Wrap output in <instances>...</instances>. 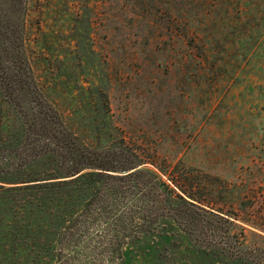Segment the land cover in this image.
I'll list each match as a JSON object with an SVG mask.
<instances>
[{
	"label": "rangeland",
	"instance_id": "obj_1",
	"mask_svg": "<svg viewBox=\"0 0 264 264\" xmlns=\"http://www.w3.org/2000/svg\"><path fill=\"white\" fill-rule=\"evenodd\" d=\"M13 1L44 96L71 128L91 144L129 145L200 202L185 206V240L160 217L157 237L175 240L125 264H264V0ZM59 254L49 264L122 263Z\"/></svg>",
	"mask_w": 264,
	"mask_h": 264
},
{
	"label": "trees",
	"instance_id": "obj_2",
	"mask_svg": "<svg viewBox=\"0 0 264 264\" xmlns=\"http://www.w3.org/2000/svg\"><path fill=\"white\" fill-rule=\"evenodd\" d=\"M7 1L0 3V264L19 261L15 256L49 264L64 248L116 253L120 264L130 252L159 257L176 235L157 237L160 217L183 230L185 240V206L200 202L186 193L183 180L129 145L91 144L87 133L82 137L71 128L44 96L25 45L21 4ZM4 10L9 17L1 15ZM97 101L104 106L105 98ZM131 191L140 199L133 200ZM129 198L128 215L119 204ZM159 204L166 215L154 213Z\"/></svg>",
	"mask_w": 264,
	"mask_h": 264
}]
</instances>
